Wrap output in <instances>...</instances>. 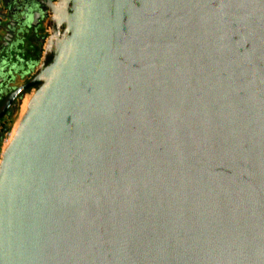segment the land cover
Listing matches in <instances>:
<instances>
[{
    "label": "water",
    "instance_id": "water-1",
    "mask_svg": "<svg viewBox=\"0 0 264 264\" xmlns=\"http://www.w3.org/2000/svg\"><path fill=\"white\" fill-rule=\"evenodd\" d=\"M50 21L0 152V264H264V0Z\"/></svg>",
    "mask_w": 264,
    "mask_h": 264
},
{
    "label": "flooded vegetation",
    "instance_id": "flooded-vegetation-1",
    "mask_svg": "<svg viewBox=\"0 0 264 264\" xmlns=\"http://www.w3.org/2000/svg\"><path fill=\"white\" fill-rule=\"evenodd\" d=\"M58 0H0V138L34 87H25L42 62ZM0 140V152H1Z\"/></svg>",
    "mask_w": 264,
    "mask_h": 264
},
{
    "label": "rangeland",
    "instance_id": "rangeland-1",
    "mask_svg": "<svg viewBox=\"0 0 264 264\" xmlns=\"http://www.w3.org/2000/svg\"><path fill=\"white\" fill-rule=\"evenodd\" d=\"M26 103H27V100L24 101V102L22 103V106H21V108L19 109L18 113L16 114L15 119H14L13 122L9 125V131L6 133L5 136H3V140H2V143H1V148H3V147L5 146L6 142H7L8 139H9V137L12 135V133H13V131H14V129H15V126H16V124H17V120H18L20 114H22V112H23L24 109H25Z\"/></svg>",
    "mask_w": 264,
    "mask_h": 264
},
{
    "label": "trees",
    "instance_id": "trees-1",
    "mask_svg": "<svg viewBox=\"0 0 264 264\" xmlns=\"http://www.w3.org/2000/svg\"><path fill=\"white\" fill-rule=\"evenodd\" d=\"M8 131H9V126H6L4 128V133H7ZM2 139H3V133H2V136H1L0 140H2Z\"/></svg>",
    "mask_w": 264,
    "mask_h": 264
},
{
    "label": "built area",
    "instance_id": "built-area-1",
    "mask_svg": "<svg viewBox=\"0 0 264 264\" xmlns=\"http://www.w3.org/2000/svg\"><path fill=\"white\" fill-rule=\"evenodd\" d=\"M6 135V133L3 135V136H5ZM3 140V139H2Z\"/></svg>",
    "mask_w": 264,
    "mask_h": 264
},
{
    "label": "crops",
    "instance_id": "crops-1",
    "mask_svg": "<svg viewBox=\"0 0 264 264\" xmlns=\"http://www.w3.org/2000/svg\"><path fill=\"white\" fill-rule=\"evenodd\" d=\"M2 149V148H1Z\"/></svg>",
    "mask_w": 264,
    "mask_h": 264
}]
</instances>
